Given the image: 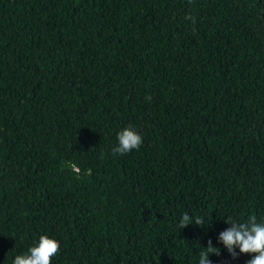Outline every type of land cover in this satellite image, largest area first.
<instances>
[{
  "label": "trees",
  "instance_id": "obj_1",
  "mask_svg": "<svg viewBox=\"0 0 264 264\" xmlns=\"http://www.w3.org/2000/svg\"><path fill=\"white\" fill-rule=\"evenodd\" d=\"M146 97H151L150 100ZM134 126L142 144L114 154ZM189 212L210 219L176 227ZM264 221V0H0V264L233 260Z\"/></svg>",
  "mask_w": 264,
  "mask_h": 264
},
{
  "label": "clouds",
  "instance_id": "obj_2",
  "mask_svg": "<svg viewBox=\"0 0 264 264\" xmlns=\"http://www.w3.org/2000/svg\"><path fill=\"white\" fill-rule=\"evenodd\" d=\"M150 100L151 97H146ZM117 143L113 148L114 154L123 155L142 144V135L137 129L129 125L121 128L116 134ZM224 223L229 225L217 235V244L222 245L229 256L235 260L240 254H250L247 264H264V221L258 220L256 215H249L244 220L224 216ZM194 223L197 227H204L210 223L207 217L185 212L179 217L176 227L182 229ZM59 249V242L48 235H40L27 251L14 255L11 264H51ZM195 264H212L208 258L210 254L219 255L220 248L213 245L209 239L207 247L203 248Z\"/></svg>",
  "mask_w": 264,
  "mask_h": 264
}]
</instances>
